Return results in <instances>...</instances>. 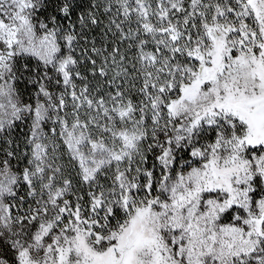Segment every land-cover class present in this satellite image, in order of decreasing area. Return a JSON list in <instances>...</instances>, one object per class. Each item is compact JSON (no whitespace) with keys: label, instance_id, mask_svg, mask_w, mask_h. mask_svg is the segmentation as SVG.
Segmentation results:
<instances>
[{"label":"snow or ice","instance_id":"snow-or-ice-1","mask_svg":"<svg viewBox=\"0 0 264 264\" xmlns=\"http://www.w3.org/2000/svg\"><path fill=\"white\" fill-rule=\"evenodd\" d=\"M0 264H264V0H0Z\"/></svg>","mask_w":264,"mask_h":264}]
</instances>
